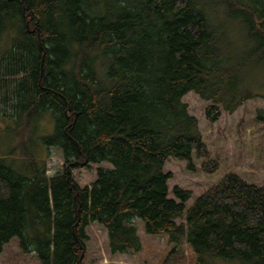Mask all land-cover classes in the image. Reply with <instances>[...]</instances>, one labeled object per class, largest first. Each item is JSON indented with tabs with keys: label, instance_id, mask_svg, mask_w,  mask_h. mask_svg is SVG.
<instances>
[{
	"label": "trees",
	"instance_id": "obj_1",
	"mask_svg": "<svg viewBox=\"0 0 264 264\" xmlns=\"http://www.w3.org/2000/svg\"><path fill=\"white\" fill-rule=\"evenodd\" d=\"M191 92L211 103L210 124L264 99V0H0L1 114L21 147L51 112L44 143L65 161L49 177L33 153L18 171L0 158V255L18 237L40 264H87L92 223L111 254L138 253V218L195 264H264V186L229 173L190 206L191 191L169 198L170 159L220 169L183 103ZM103 163L77 184L73 170Z\"/></svg>",
	"mask_w": 264,
	"mask_h": 264
},
{
	"label": "rangeland",
	"instance_id": "obj_2",
	"mask_svg": "<svg viewBox=\"0 0 264 264\" xmlns=\"http://www.w3.org/2000/svg\"><path fill=\"white\" fill-rule=\"evenodd\" d=\"M183 103L189 114L198 120L210 159L218 161L220 169L212 175H206L201 166L207 159L194 158L195 170L190 172L186 162L170 159L164 168L165 173L171 176L168 181L169 198L176 200L173 195L175 187L191 191L192 198L187 203L190 206L229 173L238 174L249 184L264 186V123L259 120V111L264 112V99L250 100L233 114L223 112L215 124H210L205 116L210 102L191 92L183 98ZM36 121V125L30 124L22 146L18 147L19 138L13 129L19 124L4 118L0 111V158H8L7 163L18 171V168L26 169L25 151L33 153L38 162L46 159V172L51 177L61 172L65 165L61 150L52 148L48 152L44 143V138L54 132L55 120L51 112H46L43 119L41 117ZM101 167L111 168V165L103 163L75 169L73 177L80 187H91ZM182 222L177 220L178 224ZM134 224L138 229L142 250L113 255L109 251L106 229L99 223H92L87 229V264H195L193 250L187 243L169 244L166 235L148 234L142 220L136 218ZM0 264H40V260L31 247L21 252L20 238L16 237L4 246Z\"/></svg>",
	"mask_w": 264,
	"mask_h": 264
}]
</instances>
